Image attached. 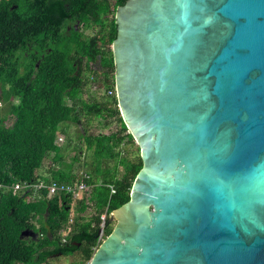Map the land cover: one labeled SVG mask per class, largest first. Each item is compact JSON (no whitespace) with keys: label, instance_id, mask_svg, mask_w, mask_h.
<instances>
[{"label":"water","instance_id":"water-1","mask_svg":"<svg viewBox=\"0 0 264 264\" xmlns=\"http://www.w3.org/2000/svg\"><path fill=\"white\" fill-rule=\"evenodd\" d=\"M114 24L142 167L88 264H264V0H126Z\"/></svg>","mask_w":264,"mask_h":264},{"label":"trees","instance_id":"trees-1","mask_svg":"<svg viewBox=\"0 0 264 264\" xmlns=\"http://www.w3.org/2000/svg\"><path fill=\"white\" fill-rule=\"evenodd\" d=\"M126 0H0V102L8 104L0 117V184L33 182L73 184V163L65 160L70 140L65 123L81 125L82 111L105 119L115 118L118 130L82 138L91 152L92 170L86 175V198L77 201L90 220L70 219L69 194L26 200L27 193L0 192V264H43L55 256L79 254L88 264L103 235L111 230L108 214L129 201L133 181L142 167L122 152L135 143L121 120L114 90L111 43L115 39L114 11ZM97 29V31L92 30ZM86 31H93L86 36ZM108 92L105 103H87L92 79ZM64 137L66 147L56 143ZM63 138V141H64ZM51 161L50 179L37 171ZM56 166V167H55ZM79 168L82 165L79 164ZM113 191V193L111 192ZM31 232V236L21 233Z\"/></svg>","mask_w":264,"mask_h":264},{"label":"rangeland","instance_id":"rangeland-1","mask_svg":"<svg viewBox=\"0 0 264 264\" xmlns=\"http://www.w3.org/2000/svg\"><path fill=\"white\" fill-rule=\"evenodd\" d=\"M97 31V29H92ZM93 31H86L85 35L88 36ZM95 71L98 73V78L97 79H92L88 86V93L86 91L85 94H83V99L87 103H92V102H98V103H105L108 101V95L107 91L103 86L100 85V71L98 67H95ZM8 104L4 102H0V117L7 111ZM81 118V125L77 126L72 123H65L60 125L59 131L61 129L65 130V137L67 140H70V147L67 150V157H65V160L67 162H70L69 157L74 156V154H77L79 156V161L76 163H73V172L75 175L79 177V174H88L92 170L91 166V152L87 151L85 142L83 140V130L85 129L88 134L90 135H97L99 133L102 134H109L112 132H115L118 130V124L116 123L115 118H110V117H105V119H102L101 117H97L94 115H87L85 111H82V116ZM128 134V132H127ZM62 138H64L62 136ZM135 143V142H134ZM60 144V143H59ZM136 145V144H135ZM61 146L66 147L65 143V138L64 141L61 142ZM137 146L134 145H128L124 144L122 146V152L128 156L129 159L135 160L136 155H137ZM79 164L82 165V168H79ZM51 166V161L48 159L45 161L43 164V168L48 169ZM56 167V166H55ZM45 169V170H46ZM89 193V188H86L84 192L79 193L76 198H72L73 202L71 204V209H70V219L73 221L75 217H80L84 220H90L94 215L95 212L92 208L86 209L85 212H81L80 209L78 208L77 201H80L83 198H86ZM114 222L111 223V226L113 227ZM72 261V259H71ZM18 264V263H16ZM45 264H71L70 262V256H55L52 258H49Z\"/></svg>","mask_w":264,"mask_h":264},{"label":"built area","instance_id":"built-area-1","mask_svg":"<svg viewBox=\"0 0 264 264\" xmlns=\"http://www.w3.org/2000/svg\"><path fill=\"white\" fill-rule=\"evenodd\" d=\"M108 95H111L112 92H108ZM63 142L62 137H57L56 143ZM86 174H79V177L76 179V181L73 184H58L54 181H50L49 183H45L44 181L39 180L36 183L33 182H23V183H16L13 186H5L0 184V192L5 193L7 191H11L12 194L17 193H27L28 196L26 197V200L34 199L35 197L40 198L41 190L47 191L48 198L60 195V194H69L72 196V198H76L79 193H82L87 188L85 184V179H87ZM113 193V191H111ZM104 220L105 215L101 216V225H100V231L98 235V242H102L104 239L103 235V229H104Z\"/></svg>","mask_w":264,"mask_h":264},{"label":"crops","instance_id":"crops-1","mask_svg":"<svg viewBox=\"0 0 264 264\" xmlns=\"http://www.w3.org/2000/svg\"><path fill=\"white\" fill-rule=\"evenodd\" d=\"M45 169L46 168H43V165H42L41 169L38 170L36 174L38 177H42V178L46 177V178L50 179L51 172H49V168L46 170ZM40 180L42 181V179H40ZM71 259H72V261H71ZM70 262H71V264H83L81 256L77 253L70 256ZM43 264H45V263H43Z\"/></svg>","mask_w":264,"mask_h":264},{"label":"flooded vegetation","instance_id":"flooded-vegetation-1","mask_svg":"<svg viewBox=\"0 0 264 264\" xmlns=\"http://www.w3.org/2000/svg\"><path fill=\"white\" fill-rule=\"evenodd\" d=\"M114 14H115V11H114ZM114 16V15H113Z\"/></svg>","mask_w":264,"mask_h":264}]
</instances>
